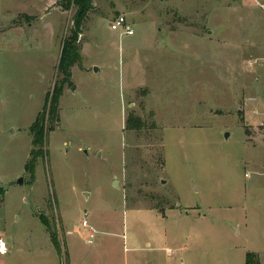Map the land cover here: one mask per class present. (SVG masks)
Segmentation results:
<instances>
[{
	"label": "rangeland",
	"instance_id": "obj_1",
	"mask_svg": "<svg viewBox=\"0 0 264 264\" xmlns=\"http://www.w3.org/2000/svg\"><path fill=\"white\" fill-rule=\"evenodd\" d=\"M74 10L0 0V264H264V0H91L67 77Z\"/></svg>",
	"mask_w": 264,
	"mask_h": 264
},
{
	"label": "trees",
	"instance_id": "obj_2",
	"mask_svg": "<svg viewBox=\"0 0 264 264\" xmlns=\"http://www.w3.org/2000/svg\"><path fill=\"white\" fill-rule=\"evenodd\" d=\"M62 7L68 10L71 6L75 8L72 15V27L70 33L65 36L61 46V52L58 62V71L64 76H69L70 67L73 63L79 60L77 37L80 32V25L86 16L88 9L91 7V0H60ZM59 90H53L49 95L47 94L46 100L48 101L47 107L37 115L35 120L29 126V133L32 137L30 150V157L25 163L24 169L31 176L34 174L35 161L38 155L42 154V146L45 135V124L50 121L54 123L58 120V102ZM40 221L46 227L50 234V240L58 254H61V249L58 240L53 232L50 231L49 223L46 219L40 217ZM245 264H261L255 252L247 251L245 253Z\"/></svg>",
	"mask_w": 264,
	"mask_h": 264
},
{
	"label": "built area",
	"instance_id": "obj_3",
	"mask_svg": "<svg viewBox=\"0 0 264 264\" xmlns=\"http://www.w3.org/2000/svg\"><path fill=\"white\" fill-rule=\"evenodd\" d=\"M111 28L112 29H120L123 33L131 34L132 28L130 27L129 23L127 22L126 18L123 15L116 16L111 21ZM83 224H86V221H83ZM8 251L6 242L4 238L0 235V255H4Z\"/></svg>",
	"mask_w": 264,
	"mask_h": 264
},
{
	"label": "water",
	"instance_id": "obj_4",
	"mask_svg": "<svg viewBox=\"0 0 264 264\" xmlns=\"http://www.w3.org/2000/svg\"><path fill=\"white\" fill-rule=\"evenodd\" d=\"M95 70H97V69L95 68ZM19 183H22V179L19 180ZM114 183L117 184L115 180H114Z\"/></svg>",
	"mask_w": 264,
	"mask_h": 264
},
{
	"label": "crops",
	"instance_id": "obj_5",
	"mask_svg": "<svg viewBox=\"0 0 264 264\" xmlns=\"http://www.w3.org/2000/svg\"><path fill=\"white\" fill-rule=\"evenodd\" d=\"M253 252V251H252ZM261 263V262H260Z\"/></svg>",
	"mask_w": 264,
	"mask_h": 264
}]
</instances>
